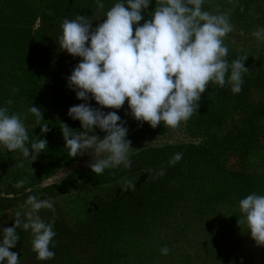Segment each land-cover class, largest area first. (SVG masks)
I'll return each mask as SVG.
<instances>
[{
    "label": "rangeland",
    "instance_id": "obj_1",
    "mask_svg": "<svg viewBox=\"0 0 264 264\" xmlns=\"http://www.w3.org/2000/svg\"><path fill=\"white\" fill-rule=\"evenodd\" d=\"M103 4V9L88 7L80 13L92 22L93 28L103 22L106 12L113 6ZM243 9L240 17L229 9L219 11L228 13L233 26V31L224 38V44L229 49L228 57L236 52L241 54L240 57L248 56L245 67L250 70L243 74L244 82L239 94L232 93L230 84L223 86L228 89L221 95L224 102L220 113L222 121L226 123L221 132L233 142L228 141L223 145L227 147L219 149L218 159L213 160L212 164L202 166L180 161L170 167L162 164L153 170L149 185L140 190H147L146 206L139 211V200L131 203L137 211L130 213L127 229L123 231V236L129 234V241L123 239L126 258L116 264H264V246H258L247 226L239 225L238 222L242 218L239 201L253 192L264 195V40L252 35L254 31L264 29V0H253ZM79 11H72L67 19H75ZM150 16H144L141 25ZM52 34V60L49 63L54 79L62 90L60 102L63 109L60 112L67 116L71 106L84 102L77 99L76 92L67 87L68 77L81 58L60 48L62 29ZM228 57L229 62L233 61ZM225 92H228L227 97ZM217 93V85L210 84L201 97L203 101L213 104ZM51 97V91L43 87L38 90L35 103L17 101L16 112L12 113L20 115L28 134L35 131L41 133V123L51 108ZM32 106L38 107L43 113L44 120L39 124L28 111ZM236 127L242 131V135L236 134ZM104 136L99 135L101 139ZM199 141L197 131L188 129L182 122L177 128L167 127L162 134L131 144L129 156L142 148L198 144ZM93 160L91 151L77 155L72 157L70 165H63L55 173L38 181L33 161L25 159L20 151L10 152L0 146V197L61 184L70 174L88 175L93 173L89 167ZM20 162H23V168L16 166ZM161 170L165 173L163 176L158 175ZM22 179L26 180L24 187L15 188L14 185ZM127 180L134 181L135 178L130 176L116 180L108 191L96 187L79 189L65 186L58 196L49 199L54 203L55 212L43 209L39 213L46 223L53 224L56 235L50 250L55 253L54 258L47 261L37 259V254L32 250L31 233L18 229L20 240L11 250L19 254L20 264L90 262L105 234L101 223L96 228L94 220H90L91 212L105 205L107 197L114 198ZM224 190L228 192L226 199ZM117 204L119 206V200ZM144 210L146 213H143ZM17 211L23 214L27 206H17L0 213V228L13 226ZM163 247L170 249L167 255L161 253Z\"/></svg>",
    "mask_w": 264,
    "mask_h": 264
},
{
    "label": "clouds",
    "instance_id": "obj_2",
    "mask_svg": "<svg viewBox=\"0 0 264 264\" xmlns=\"http://www.w3.org/2000/svg\"><path fill=\"white\" fill-rule=\"evenodd\" d=\"M204 2L156 0L151 18L142 25V13L149 8L151 0H118L95 28L83 15L62 22L60 48L81 58L68 77L67 87L76 92L77 99L84 101L68 111L72 119L81 122L83 131H75L67 124L61 127L71 157L91 151L94 160L89 167L96 175L115 167L131 168L132 147L127 139L126 122L116 111L106 113L103 108L118 110L127 101L137 121L147 122L152 128L161 123L177 128L198 110L201 95L210 83L220 87L228 83L233 94L242 91L243 74L250 71L245 67L248 56L229 62V49L224 44V38L233 31L229 15L203 10ZM97 6L104 8L101 0H97ZM252 35L264 40V29ZM90 99L100 108L92 107ZM28 111L38 124L44 120L38 107L32 106ZM40 128L42 134L50 130L46 123ZM95 128L106 133L103 139L90 134ZM0 146L10 152L20 151L25 159L35 161L46 149L47 140L40 137L30 140L20 115L10 114L3 107L0 108ZM181 159L182 153H176L169 164ZM16 166L24 165L20 162ZM164 174L163 170L158 173ZM25 183L22 179L14 187L22 188ZM135 188L136 184L127 180L122 190ZM25 204L27 211L15 213L13 226L0 228V264L5 261L20 264L19 254L11 250L20 240L18 229L31 233L37 259L47 261L55 256L50 250L56 235L53 224L46 223L39 215L43 209L54 213V203L29 195ZM239 209L242 213L239 225L245 224L256 244L264 246V195L255 192L247 195L239 201ZM169 251L167 247L161 249L163 255Z\"/></svg>",
    "mask_w": 264,
    "mask_h": 264
},
{
    "label": "trees",
    "instance_id": "obj_3",
    "mask_svg": "<svg viewBox=\"0 0 264 264\" xmlns=\"http://www.w3.org/2000/svg\"><path fill=\"white\" fill-rule=\"evenodd\" d=\"M101 2L114 5L118 0H101ZM251 2L253 0H205L202 7L205 11L216 13L222 9H229L232 14L240 17L241 8ZM94 6H97V0H0V108L7 107L11 114L12 111L16 112L17 103H19L17 101L24 100L27 103L28 101L35 103L37 92L43 87L48 88L52 94L50 111L42 121L43 124H48L50 129L48 134L46 136L38 134V131L28 134L30 140H36L37 137L47 140L46 149L33 161L38 181L55 173L61 166L71 164L72 157L65 146L66 142L61 131L63 124H67L75 131H83L79 120H74L69 115L63 116L60 112L63 109L60 102L62 90L54 79L49 63L52 60L50 37L53 35L52 33H57L61 29L62 22L72 11L80 9L75 14L77 17L83 15L80 13L85 8ZM155 7L156 0H151L149 8L144 10L142 15H151ZM150 18L151 16L148 19ZM240 56L241 54L236 52L235 55L231 54L228 58L235 60ZM225 89L217 85L218 93L213 104L203 101L201 97L198 110L187 122H184L188 129L197 131V136L200 139L198 144L181 143L142 148L129 156L132 162L131 168L120 166L106 169L101 175H96L94 172L88 175L70 174L61 184L48 185L34 191L24 190L14 196L0 197V213L3 214L17 206L26 205L25 201L29 195H35L39 199L55 198L65 186L69 185L79 189L96 187L108 191L109 186L115 184L116 180L134 177L133 182L136 184L134 191L125 192L122 187L114 198L107 197L105 205L92 211L90 215V220H94L96 228L101 223L105 234L97 246L96 255L85 264H116L126 258L127 250L123 246V239L129 241L127 238L129 234L126 233L123 236V231L127 229L130 213L137 211L131 203L139 200V211L143 210L144 205L146 206L147 190L141 192L140 190L148 186L152 180L149 177L152 176L153 171L149 172L148 170H155L162 164L172 166L169 161L176 153H182L180 161L183 162L202 166L212 164L213 160L218 159L219 149H224L227 146L223 145L232 141L229 136H224L222 133V128L226 123L222 121L220 113L224 102L221 95ZM225 95L227 97L228 92H225ZM9 100L12 101L10 105L7 104ZM89 103L94 108H100L95 101ZM75 105H79V103L77 102ZM101 110L106 113L116 111L121 120L126 122L125 127L129 130L127 139L131 141V144L139 141L144 142L149 137L162 134L167 130L163 123L152 128L147 122L137 121L132 116L127 101L121 109L103 108ZM235 132L238 136L242 135V131L238 127ZM90 134L106 135L99 128H95L94 132ZM226 187L228 190V186ZM226 194L228 192L224 194L225 199L227 198ZM148 201L151 202V200ZM148 209L149 205L145 208L146 212ZM145 210L143 213H146ZM116 214L117 217H115ZM134 214L140 215V213ZM91 223L93 225V222Z\"/></svg>",
    "mask_w": 264,
    "mask_h": 264
}]
</instances>
